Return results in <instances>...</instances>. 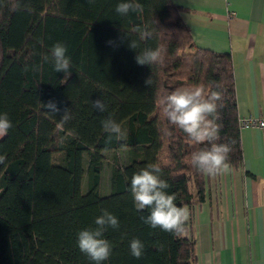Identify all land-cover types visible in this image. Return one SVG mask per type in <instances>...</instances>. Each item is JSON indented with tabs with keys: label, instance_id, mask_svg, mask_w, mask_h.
Instances as JSON below:
<instances>
[{
	"label": "trees",
	"instance_id": "16d2710c",
	"mask_svg": "<svg viewBox=\"0 0 264 264\" xmlns=\"http://www.w3.org/2000/svg\"><path fill=\"white\" fill-rule=\"evenodd\" d=\"M23 2L31 11L14 8L15 0H0V113L13 123L0 138V155L7 154L0 165V264H94L80 252L77 235L94 229L103 209L120 227L104 234L113 252L102 264H194L188 222L181 235L143 223L140 217L148 212L135 208L131 178L157 164L177 206L202 202L206 174L192 164L191 155L210 145L193 142L171 124L161 104L176 89L196 85L222 92L217 120L222 127L215 142L229 143L231 166L240 164L229 56L194 48L181 8L170 0H139L143 13L128 16L116 13L120 0ZM137 26L154 30L152 38L140 40L133 31ZM131 41L138 44L135 50ZM57 42L67 46L72 61L66 82L41 59ZM158 46L164 50L162 63H136V55ZM42 63L40 71L32 70ZM96 99L104 102V112L92 107ZM50 100L59 113L42 109L40 103ZM65 108L72 119L60 130L56 125ZM108 117L127 130L125 140L106 142L101 121ZM117 149L126 150V161L120 165L113 157L108 194L100 196L102 153ZM55 153H62L60 164H52ZM133 239L145 244L140 259L130 254Z\"/></svg>",
	"mask_w": 264,
	"mask_h": 264
},
{
	"label": "crops",
	"instance_id": "0c3cea01",
	"mask_svg": "<svg viewBox=\"0 0 264 264\" xmlns=\"http://www.w3.org/2000/svg\"><path fill=\"white\" fill-rule=\"evenodd\" d=\"M170 1L194 48L229 56L237 118L264 117V0ZM238 138L240 164L188 207L194 264H264V129Z\"/></svg>",
	"mask_w": 264,
	"mask_h": 264
},
{
	"label": "clouds",
	"instance_id": "9594fccd",
	"mask_svg": "<svg viewBox=\"0 0 264 264\" xmlns=\"http://www.w3.org/2000/svg\"><path fill=\"white\" fill-rule=\"evenodd\" d=\"M92 0H89L91 3ZM13 7L31 11V8L23 0H15ZM115 11L121 16H128L129 13H143L144 7L139 0H120ZM139 34L140 40L152 38L154 30L147 26H137L133 29ZM112 44L111 41L108 42ZM129 47L135 50L138 44L135 41L129 43ZM68 49L64 43H55L50 54H41L43 63H51L56 73H63V81H67L71 76L72 61L67 55ZM164 60V50L161 47L155 49L146 48L135 56V61L140 66H150L162 63ZM43 63L33 66V71H40ZM25 66L24 71H28ZM151 78L145 83L151 84ZM218 87V86H217ZM223 94L220 91L206 92L203 85H196L192 88L176 89L170 95L161 100L163 112L168 121L179 127L187 136L197 144L207 142L210 147L202 148L191 155V162L196 169L210 177L228 174L232 171L229 154L232 146L229 143H216L220 140V130L222 125L217 123L219 118L218 107L222 101ZM42 109L47 114L59 113L60 108L57 102L48 101L40 103ZM92 107L99 112H104L106 106L101 99L92 101ZM72 119L71 110L64 109V114L57 122V128L64 129V126ZM104 133L107 134V143L113 139L117 141L125 140L128 136L126 129L111 117L101 121ZM13 123L7 113H0V138L8 135ZM7 154L0 155V165H4ZM161 168L157 164H149L139 172L134 173L131 178V194L133 196L135 208L148 215H141L143 223L155 229L159 227L162 231L173 235H181L186 231V222L190 217L188 206H177L175 194H169L166 190L170 187L168 182L161 178ZM94 229H85L77 235V246L81 253L85 254L94 264H102L109 260L113 252V245L104 238L105 232L109 229H118L120 223L118 218L107 209L102 210V214L95 219ZM130 254L140 259L145 252V244L139 239L130 242Z\"/></svg>",
	"mask_w": 264,
	"mask_h": 264
},
{
	"label": "rangeland",
	"instance_id": "374dc122",
	"mask_svg": "<svg viewBox=\"0 0 264 264\" xmlns=\"http://www.w3.org/2000/svg\"><path fill=\"white\" fill-rule=\"evenodd\" d=\"M126 150L125 149H117L113 152H103L102 153V166L100 171V180L98 192L100 196H106L108 194V176H109V168L112 164V159L115 157L117 162L120 165H123L126 161ZM52 164H60L62 162V153H55L51 158ZM82 168H85V157L83 158ZM85 190V174L83 173L81 181H80V192H84Z\"/></svg>",
	"mask_w": 264,
	"mask_h": 264
},
{
	"label": "built area",
	"instance_id": "2783aa9c",
	"mask_svg": "<svg viewBox=\"0 0 264 264\" xmlns=\"http://www.w3.org/2000/svg\"><path fill=\"white\" fill-rule=\"evenodd\" d=\"M238 127H255L264 129V117H246L244 119H237Z\"/></svg>",
	"mask_w": 264,
	"mask_h": 264
}]
</instances>
